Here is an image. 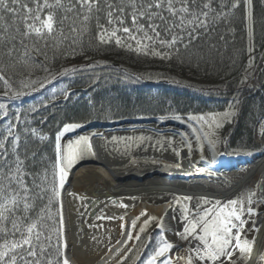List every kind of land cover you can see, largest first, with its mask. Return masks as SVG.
Masks as SVG:
<instances>
[{
  "label": "snow or ice",
  "instance_id": "snow-or-ice-1",
  "mask_svg": "<svg viewBox=\"0 0 264 264\" xmlns=\"http://www.w3.org/2000/svg\"><path fill=\"white\" fill-rule=\"evenodd\" d=\"M212 3L213 0L202 4L198 0H0V57L14 61L9 65L0 63V83L6 89L2 95L9 97L11 93L12 97H16L24 94L13 90L12 77L5 75L7 68L15 67L16 64H22L24 67L30 64L34 66L36 57L33 53L43 55L47 59L46 49L49 46L59 49L68 41L74 54V46L90 31L93 20L96 21L95 27L98 30V44L110 45L114 42L117 46L127 47L129 51H135L137 54L170 60L174 55L180 54L181 48L187 50L215 23L221 19L226 20L232 10L242 3L250 6L252 0H232L228 13L216 12L211 6ZM101 13L105 24L100 23ZM248 17L252 18L251 11L248 12ZM129 20L130 26L127 25ZM132 41L135 42L134 46ZM41 42L43 47L40 46ZM40 66L44 68V65ZM44 70L48 71L47 68ZM47 82H41L40 87L43 88ZM34 83L35 81H20L24 88L31 87ZM7 115V105L0 103V118ZM231 115V112H226L219 116H190L188 119L206 124L211 129L213 126L221 127L222 124L218 121ZM165 118L160 117L161 120ZM173 118L181 119L179 116ZM15 119L19 121L18 113ZM80 127L81 124L64 125L62 132L56 136V159L52 171L49 173L48 169H44L42 174L27 171L28 156L21 158V135L15 131L17 124L9 121L3 130H0V264H71L65 252L66 225L61 192L68 171L78 159L92 152V145L89 137H79L76 141L69 142L65 151L60 141L64 133ZM208 135L204 133L205 138ZM144 139L147 138H111L113 142L124 141L125 147L128 142ZM197 139L200 137L197 136ZM209 144L215 147L214 141L209 140ZM32 157H35V153ZM252 195L255 194L247 197L249 205L253 202ZM183 199L190 201L192 197ZM44 201L46 203L43 207L37 209V203ZM238 204L239 207H235ZM54 206L57 207L54 209ZM197 206L199 207V202ZM217 206L219 202L212 208L193 211L192 218L183 232L177 233L187 239L200 228L202 234H197L196 238L202 243L185 249L183 254L173 259L168 254L178 246L162 237L159 245L142 264H175L176 260L182 264H225V261L237 264V261L233 260L236 252L239 253L238 260L250 258L254 240L250 241L246 236L242 239V233L256 232L259 229L255 227L254 221L253 227L246 229L248 221L243 216L245 211L251 216L255 210L251 207L245 209L244 202L237 200L229 201L227 205L220 207L219 211ZM229 206H232V210L225 213L224 208ZM152 219L155 218L150 217L144 221L135 237L132 231H129V240L139 241L140 233L145 231ZM123 227L121 224L122 229ZM135 227L134 220L132 228ZM158 227L162 228V225ZM233 229H236L235 233ZM92 239L99 242L96 237ZM127 243L128 241H125V245ZM144 247L146 248L147 244ZM134 250L135 246L127 252L123 247L117 249L113 254L120 257L117 264H124L128 253ZM141 255L132 257L133 264L141 260Z\"/></svg>",
  "mask_w": 264,
  "mask_h": 264
},
{
  "label": "trees",
  "instance_id": "trees-1",
  "mask_svg": "<svg viewBox=\"0 0 264 264\" xmlns=\"http://www.w3.org/2000/svg\"><path fill=\"white\" fill-rule=\"evenodd\" d=\"M231 3L213 0L211 6L216 12L228 13ZM95 23L74 46V54L68 41L59 49L49 46L47 59L33 53L34 66L16 64L5 72L12 77L13 90L24 94L5 97L6 89L0 83V103L8 107L7 117L0 118V130L9 121L17 124L21 158L28 156L27 171L42 174L48 169L51 173L56 136L66 124L231 112L218 132L223 148L226 152L255 150L256 131L264 119V0H252L250 6L242 3L170 60L137 54L114 42L98 44ZM100 23L105 24L103 13ZM0 63L14 61L0 57ZM20 81L35 83L24 88ZM44 203L38 202L37 209ZM159 238L157 230L147 234L145 257Z\"/></svg>",
  "mask_w": 264,
  "mask_h": 264
},
{
  "label": "bare ground",
  "instance_id": "bare-ground-1",
  "mask_svg": "<svg viewBox=\"0 0 264 264\" xmlns=\"http://www.w3.org/2000/svg\"><path fill=\"white\" fill-rule=\"evenodd\" d=\"M84 136L90 138L92 152L73 164L62 194L66 255L71 264H115L120 259L113 255L116 250L123 247L127 252L135 241L129 240V231L135 237L150 217H156L160 229L172 234L169 238L181 248V255L202 243L196 238L202 234L200 228L187 239L177 235L192 218L191 213L212 208L217 202L219 211L232 200L243 201L245 209L255 210L251 216L245 211V228L251 229L254 221L259 229L242 233V239L254 240L250 258L238 260L236 252L233 260L237 264H264V209L260 212L259 208L260 203L264 206V152L238 178L235 159L226 165L227 158L217 153L209 140L203 139L198 125L185 117L94 123L64 137L62 149L66 151L69 142ZM112 137L147 139L128 142L125 147L124 141L113 142ZM256 176V187L249 192ZM252 193L255 195L249 205L247 197ZM231 210L232 206L224 208L225 213Z\"/></svg>",
  "mask_w": 264,
  "mask_h": 264
},
{
  "label": "rangeland",
  "instance_id": "rangeland-1",
  "mask_svg": "<svg viewBox=\"0 0 264 264\" xmlns=\"http://www.w3.org/2000/svg\"><path fill=\"white\" fill-rule=\"evenodd\" d=\"M220 114H223V112L204 113V114H197V115H194V116H205V117H208V116H212V115L219 116ZM160 117L161 116L147 117L146 119L160 118ZM181 117H185L186 119H188L190 116L189 117L188 116H181ZM166 118H168V117H166ZM137 120H145V119L144 118H140V119H137ZM223 120H219L218 122L222 124ZM261 121L262 122L260 123V125L258 127V130L256 131L255 150H247V151H245V150L241 149L239 151H237V150L236 151H232L231 150L229 152H226V150L222 146L220 134L218 133V132H220V127L216 128L215 126H213L211 129H209V127L206 124L202 125V124H200V123H198L196 121H192V122H194L196 125H198V128H199V130L201 132V135H203V139H206L205 136H204V133H208L209 134L207 136V139L214 141L215 149L217 150V153H219L222 156L227 158L226 165L227 164L229 165V163H228L229 159L230 160L235 159V161H236L235 162L236 163L235 167L236 168H235L234 172H235L236 175H238L237 176L238 178H241V177H243L246 174L245 172H247L249 170V168L252 165L255 164V161L264 152V119H261ZM97 123H100V122H97ZM74 131L75 130L67 132V133H73ZM67 133H65V134H67ZM257 178L258 177L256 176L250 182L251 183L250 184V188L248 189L249 192H253V190L255 189ZM62 193H63V190H62L61 194ZM259 208H260V212H261L264 209V206L261 205V203H260L259 204ZM151 218H155V219L150 220L149 224L146 226L145 231L143 233H140V241L141 242H140V245L138 246L139 249H135L132 252V254H131V252L128 253V259L126 261H124V264H133L132 257L134 255H137V254H142V255H141V260L135 262V264L138 263V262H140L142 264V262L148 258V257H145V255L143 254V252H144L143 246H144V244L146 242L145 239L147 238V234L149 232H151L153 229L159 231V234H160V238L156 240L154 248H156L159 245V242H160L162 237L166 238L170 242H173V240H171V238H169V237H173L172 234H168L163 229H160L161 227H158V225H160V221L156 217H151ZM147 220H149V218ZM138 232H139V229H138ZM136 243H138V241L135 240L131 248H134V246H136ZM180 249L181 248L178 246L176 249H173L168 255L171 256L173 259H175V257L179 256ZM65 252H66V249H65ZM115 264H117V261H116ZM175 264H182V262L179 261V260H176Z\"/></svg>",
  "mask_w": 264,
  "mask_h": 264
},
{
  "label": "water",
  "instance_id": "water-1",
  "mask_svg": "<svg viewBox=\"0 0 264 264\" xmlns=\"http://www.w3.org/2000/svg\"><path fill=\"white\" fill-rule=\"evenodd\" d=\"M93 124H94V123L87 124V125L82 126L81 128L89 127V126H91V125H93ZM68 134H69V133H68ZM68 134H65L64 137H66ZM64 137H63V138H64Z\"/></svg>",
  "mask_w": 264,
  "mask_h": 264
}]
</instances>
